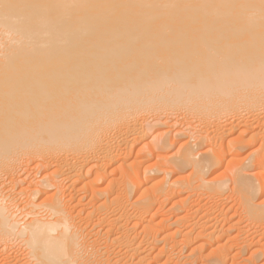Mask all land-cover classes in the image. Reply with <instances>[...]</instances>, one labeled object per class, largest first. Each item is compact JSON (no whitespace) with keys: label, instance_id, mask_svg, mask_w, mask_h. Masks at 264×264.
Wrapping results in <instances>:
<instances>
[{"label":"bare ground","instance_id":"6f19581e","mask_svg":"<svg viewBox=\"0 0 264 264\" xmlns=\"http://www.w3.org/2000/svg\"><path fill=\"white\" fill-rule=\"evenodd\" d=\"M263 199L264 0H0V264H260Z\"/></svg>","mask_w":264,"mask_h":264},{"label":"rangeland","instance_id":"374dc122","mask_svg":"<svg viewBox=\"0 0 264 264\" xmlns=\"http://www.w3.org/2000/svg\"><path fill=\"white\" fill-rule=\"evenodd\" d=\"M246 153H247V152H246ZM246 153L244 154L245 156H246ZM244 155H243V157H244ZM263 200H264V199H263ZM160 215H161V214H160ZM261 261L264 262V259L261 260ZM261 261H260V264L262 263Z\"/></svg>","mask_w":264,"mask_h":264}]
</instances>
